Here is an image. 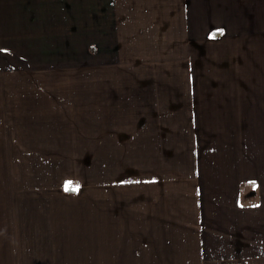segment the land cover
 I'll return each instance as SVG.
<instances>
[{
    "label": "rangeland",
    "instance_id": "1",
    "mask_svg": "<svg viewBox=\"0 0 264 264\" xmlns=\"http://www.w3.org/2000/svg\"><path fill=\"white\" fill-rule=\"evenodd\" d=\"M257 1H246L250 25L264 17V0ZM47 2L33 9L31 25L40 20L52 30L24 55L32 58L33 72H89L90 109L101 125L122 122L126 109L146 105L150 113L169 109L168 117H145L137 110L138 117L126 121L134 125L129 133L114 134L118 125L98 128L86 178L69 171L71 159H0V200L38 197L34 193L46 188L51 197L65 198L67 204L53 200L52 208L55 216L65 209L75 217L66 225L67 238L58 235V241L70 240L66 264L264 261V30L251 28L249 42L232 47L225 65L211 60L208 50L198 64L187 43L195 36L193 27L168 19L166 5L181 7L184 0ZM114 28H122L123 43ZM222 32L213 29L209 37ZM194 85L217 92L184 94ZM67 187L79 191L68 194ZM196 214H205L203 228L210 232L216 225L221 232L208 238L191 229L187 239L185 229L196 224ZM248 225L257 237L248 234ZM38 250L36 261L24 263L50 264L47 252Z\"/></svg>",
    "mask_w": 264,
    "mask_h": 264
},
{
    "label": "crops",
    "instance_id": "2",
    "mask_svg": "<svg viewBox=\"0 0 264 264\" xmlns=\"http://www.w3.org/2000/svg\"><path fill=\"white\" fill-rule=\"evenodd\" d=\"M246 1L249 0H184L181 7L167 4L166 8L171 10L168 14L171 22L173 18L178 24L181 21L182 25L184 22V25L193 27L192 32L195 36L188 39V42L185 39L183 45L186 42L190 43L198 64L202 62L201 57L208 50L211 60L213 58L216 64L225 65L227 56L232 53V47L244 41L249 42L251 28L264 30V17L262 18L261 15L260 20L256 19L257 25H250V11ZM251 1L256 4L255 0ZM259 2L260 0L257 4ZM47 3V0H0V159H71L77 166L70 161L69 171L77 175L85 173L82 177L86 178L89 173L86 169L90 167V158L95 157L91 154V141H96L98 128L118 125V129H113V133L122 135L129 133L128 127L134 126L126 124V121L129 118L136 119L137 110H141L142 114L144 112L145 117L153 115L155 119H164L168 117L169 109L158 107L150 113L148 105L128 108L125 111L126 119L122 122L101 125L102 120L95 121L94 117L97 114L91 113L90 109V104L93 102L90 97L92 84H89V72H83L78 77H73V72L69 75L60 71H54V75L33 72L35 66L31 67L34 64L32 58L24 55L28 47L38 46L37 40L44 35L50 37L52 31L51 25H45L46 23L40 25V20L37 21L38 25H31L36 18L33 9L37 7V11H40L43 9H40L41 5L44 7ZM26 13L30 18L26 19ZM131 15L135 16L137 13ZM26 20L30 25H26ZM222 20L224 21L221 22ZM197 21L200 23L194 25ZM217 23L220 25H216ZM168 25L163 26L165 28ZM126 26L124 25L123 28L125 36L129 35ZM217 28L223 30L221 37H209L211 30ZM115 32L116 35L120 34L119 42L123 43L122 28L115 29ZM131 32L135 37V30ZM203 46L207 48L204 50ZM133 70L134 68L130 69ZM76 73L77 71L74 72ZM13 75L19 76L15 78L12 77ZM48 75L53 76V80H45ZM189 87L184 94L217 92L214 88L206 90L204 86ZM222 89L225 88H220V92ZM233 90L234 86L233 89H225L224 92H233ZM195 103L198 107L200 102ZM200 106L202 105H199V110H201ZM134 109L136 110L133 112ZM205 109L207 107L204 106L203 110ZM91 124H97L95 125L97 129L91 131ZM145 124L148 129L147 120ZM150 125L153 126L151 121ZM149 131L153 132V127H149ZM91 133L96 135L91 137ZM105 140L107 139L100 138L101 142ZM97 145H93V148ZM100 152H103L102 145ZM64 164L68 165V163ZM78 180L79 177L75 182ZM67 185L68 183L65 182L64 186ZM78 191H71L68 187L66 189L68 194H75ZM34 194L38 197H9L0 200V264L33 263L38 259L35 255L39 252L38 249L43 253L47 252L50 264H55L54 261L57 260L65 261V264L67 262L70 240L58 241V235L61 233L67 238L66 225L75 217H68L65 209L62 210V215L55 216L52 208L53 200L59 201V205L64 206L67 204L65 198L51 197L47 188L45 192L39 190ZM239 209H242L241 206ZM244 209L246 208L242 210ZM202 216L200 218V215L196 214V224L193 222L191 227L185 229L187 239L190 237L191 229L193 233L198 231V236L208 238H214L217 231L221 232L222 228L218 229L216 225L210 232L203 228L206 227V223L202 225V219L206 220V216L205 214ZM81 217L82 213L77 219L79 226ZM54 219L56 224L52 225ZM248 229H250L248 234L252 233L251 236L257 237L256 232L252 230L253 226L248 225ZM241 247L246 246L241 245ZM47 248L48 251L45 250ZM261 250L264 252V248ZM59 252L65 255L64 259L58 257ZM230 264H264V261L245 263L235 260Z\"/></svg>",
    "mask_w": 264,
    "mask_h": 264
}]
</instances>
